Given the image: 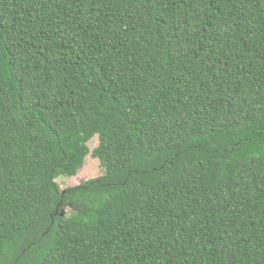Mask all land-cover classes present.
Returning a JSON list of instances; mask_svg holds the SVG:
<instances>
[{"label":"trees","instance_id":"obj_1","mask_svg":"<svg viewBox=\"0 0 264 264\" xmlns=\"http://www.w3.org/2000/svg\"><path fill=\"white\" fill-rule=\"evenodd\" d=\"M0 264H264V0H0Z\"/></svg>","mask_w":264,"mask_h":264},{"label":"rangeland","instance_id":"obj_2","mask_svg":"<svg viewBox=\"0 0 264 264\" xmlns=\"http://www.w3.org/2000/svg\"><path fill=\"white\" fill-rule=\"evenodd\" d=\"M95 139H98V137H96ZM94 140H92V142H90L88 145L91 147L92 150L97 146L98 143L97 140L95 141ZM102 175H103V169L100 166L99 160L93 159L91 156H88L85 160V165L74 178H67L61 176L56 181L59 184L60 188L64 190L68 187L78 186L81 182L99 178ZM71 211H72L71 208H66L63 210V214L68 215Z\"/></svg>","mask_w":264,"mask_h":264},{"label":"water","instance_id":"obj_3","mask_svg":"<svg viewBox=\"0 0 264 264\" xmlns=\"http://www.w3.org/2000/svg\"><path fill=\"white\" fill-rule=\"evenodd\" d=\"M64 215V214H63Z\"/></svg>","mask_w":264,"mask_h":264}]
</instances>
